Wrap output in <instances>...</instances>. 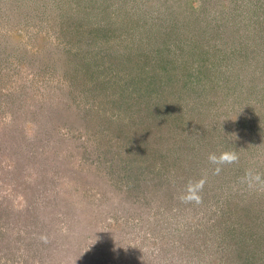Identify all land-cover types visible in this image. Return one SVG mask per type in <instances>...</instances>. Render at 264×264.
<instances>
[{
    "label": "rangeland",
    "instance_id": "obj_1",
    "mask_svg": "<svg viewBox=\"0 0 264 264\" xmlns=\"http://www.w3.org/2000/svg\"><path fill=\"white\" fill-rule=\"evenodd\" d=\"M0 264H264V0H0Z\"/></svg>",
    "mask_w": 264,
    "mask_h": 264
},
{
    "label": "trees",
    "instance_id": "obj_2",
    "mask_svg": "<svg viewBox=\"0 0 264 264\" xmlns=\"http://www.w3.org/2000/svg\"><path fill=\"white\" fill-rule=\"evenodd\" d=\"M119 72H123V71L120 70ZM124 73L125 74L123 76H125V77L121 78L120 75H111V76H109V79L106 80V82L108 84H111V86L113 85L114 87L119 86V88H123V91L125 93H126V90H129V91H131L130 94L135 92L138 95H140V97H141L142 94L144 93V90H143V87L140 86L138 83L139 75L134 76L133 75L134 73L132 72V70L130 71L129 68L127 70H125ZM166 80L169 81L171 79L167 78ZM126 81H127V83L124 85V82H126ZM121 82H123L122 85H120ZM157 83L158 82H150L151 85H156ZM159 87H162V86H159Z\"/></svg>",
    "mask_w": 264,
    "mask_h": 264
},
{
    "label": "clouds",
    "instance_id": "obj_3",
    "mask_svg": "<svg viewBox=\"0 0 264 264\" xmlns=\"http://www.w3.org/2000/svg\"><path fill=\"white\" fill-rule=\"evenodd\" d=\"M209 161L214 164L232 163L237 161L238 157L235 152H224L217 156L212 153L208 157Z\"/></svg>",
    "mask_w": 264,
    "mask_h": 264
}]
</instances>
